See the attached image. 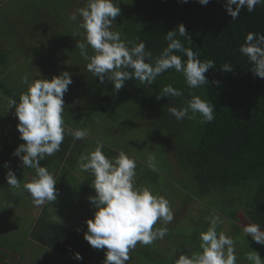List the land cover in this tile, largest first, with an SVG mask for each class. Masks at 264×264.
<instances>
[{
	"label": "trees",
	"instance_id": "obj_1",
	"mask_svg": "<svg viewBox=\"0 0 264 264\" xmlns=\"http://www.w3.org/2000/svg\"><path fill=\"white\" fill-rule=\"evenodd\" d=\"M113 2L121 9V14L116 19L119 21V26L125 27L119 31L125 41L133 43L143 41L146 44V51L150 50L156 57L167 47L168 41L165 35L183 24L188 36L180 37L177 29L176 38L180 39L186 48L198 53L201 61L213 60L215 67L205 73L209 83L196 89L189 88L183 74L177 73L174 69L158 76L150 86L143 85L135 79L126 81L118 92L111 83L106 81L102 84L98 81L96 91L92 92L93 100H88V104L87 101L81 104L90 111L84 122L87 123L96 114L112 113L115 104L117 106L121 103L127 104L128 109L125 108L123 112L128 119L135 118L134 123L130 124L124 120L118 125L130 124L136 126L138 130L142 128L140 123H145L143 125L146 128L140 130L143 134L147 131L149 133L150 130L151 136L164 135L169 159L161 158V161L167 162V167H171L173 171L175 167L182 171L181 179L186 175V178L182 179V184L187 181L189 184L181 186L188 187L190 193H194V198L212 196L228 203L231 208L223 211V215L231 218L235 223L233 224L235 231H231V235L240 238L238 244L241 249L248 248L251 240L241 233L242 229L236 221L241 214H244L251 223H257L264 229V79L251 72L253 65L239 52V48L248 33L264 34V5H257L252 13L245 8L239 17L233 20L225 8L227 0H210L206 6L198 3V0H189L188 3H182L181 0H113ZM3 4L16 12L17 9L22 12L27 8L23 11L27 13L19 16L18 20L15 19L17 23L12 26L11 22L6 20L0 22V44L5 45V47L0 45V71L8 73L13 49L22 51L24 48L27 53L34 54L36 49L39 50L40 44L43 47L47 42L50 46L51 43L58 45V42L51 41L56 34L54 28L58 36L61 34V31H58L61 30L60 27L68 30L63 33L62 39L72 41L71 38L76 36L84 40L85 33L79 26L80 19L73 23H69L68 20L71 16V6L75 4L73 0H0V7ZM235 7L233 5V10ZM46 21L52 23L51 28L45 25ZM26 23L30 24L25 26ZM12 38L15 40L13 41ZM34 39L36 42L40 39L39 44L35 45ZM5 42L13 48L8 50ZM52 51L46 50L45 55L55 59ZM87 51L91 55L90 47ZM175 54L186 61L187 57L182 53ZM52 61L53 59L49 60L46 66L52 68ZM225 63L230 64L234 70L222 71L221 66ZM86 65L84 63L85 67ZM2 76L0 72V77ZM74 79L76 80V77L72 80ZM216 81L220 83L217 84ZM169 84L181 90L183 95L161 97L158 100L157 97L162 95L163 87ZM20 95L19 91L0 81V106L3 97L7 99L8 104L10 98L18 103ZM192 95H198L214 106L213 121L202 123L203 118L199 113L196 114V119L186 117L177 121L169 113V107L186 106ZM97 101L98 105L91 107V103ZM67 111H64L65 123H72L73 109ZM191 115L190 111L189 116ZM80 116L82 117V114ZM66 126L75 129L72 125ZM132 131H135L134 128ZM17 132L13 138L14 147L6 144V154L0 157V179L5 170V163H8L14 172L22 169L21 160L13 155L14 151L25 143L20 139L19 131ZM126 137L127 134H124L123 138ZM87 146L85 140L74 141L70 135H65L61 150L45 158L50 164L51 172L61 170L56 180L61 198L65 195L63 191L65 186H68V191L74 195L75 190L72 188L71 191L69 184L75 185V179L73 180L75 176L69 174L68 170L73 167L71 159L83 154ZM109 149L111 157L118 154L117 150L124 151L120 147L115 148L117 150L112 147ZM104 150L108 149L104 148ZM40 163L42 166V161ZM17 173H15L17 179L20 180ZM154 174L156 173L150 170L149 176H155L152 180L156 178ZM157 174L159 175L158 172ZM68 179L70 181L66 183ZM143 182L144 180H140L142 186H144ZM87 184L91 185V183ZM151 185L156 186L154 182ZM86 187L87 185H83L82 190H86ZM156 193L158 195L159 192ZM95 195L96 193L90 194V196ZM90 196L87 195L88 198ZM12 199L14 200V196ZM238 203L242 208L241 212L233 207ZM60 208L62 209L61 205ZM212 211V207H209L206 217L210 216ZM66 213L71 215L68 211ZM207 223L205 219L204 228L199 230L200 232L207 227ZM45 225L49 226V223H46L44 218H39L30 235L34 241L39 242V245H47L49 251L54 253L40 252L39 258L35 259L36 264H43L44 257H48L45 263L58 264V260L55 262L50 260V257L55 256L56 253L69 260L74 259L76 253H81L82 242L79 238L72 237V243L71 241L63 243V238H70L68 234L65 235L67 231L63 225L53 222L50 223L52 226L50 228L44 227ZM48 229H52L51 232H48ZM10 233L9 225L0 221V264H22L26 256L22 251L24 237L17 239L15 236L11 237ZM254 247H257L255 242L249 249ZM142 255L145 257L144 254ZM240 257L237 264L243 259L242 255Z\"/></svg>",
	"mask_w": 264,
	"mask_h": 264
},
{
	"label": "clouds",
	"instance_id": "obj_2",
	"mask_svg": "<svg viewBox=\"0 0 264 264\" xmlns=\"http://www.w3.org/2000/svg\"><path fill=\"white\" fill-rule=\"evenodd\" d=\"M181 2L188 3L189 0ZM198 3L206 6L210 0H198ZM233 5L236 6L235 10ZM257 5H264V0H227L225 8L234 20L245 8L249 13L254 12ZM120 14L121 9L113 0H86L85 6L70 16L72 21L77 20V15L81 18L79 26L85 35L84 40H79L76 47L88 61L87 71L99 78L102 84L106 81L111 83L116 92L124 87L126 81L132 79L150 86L158 76L170 69L182 73L189 88L196 89L209 83L205 73L215 67V62L201 61L198 53L186 48L176 38L177 29L180 37L187 38L188 33L183 24L165 35L167 47L154 57L150 50L146 51L143 41H125L120 32L111 30ZM88 47L93 50L92 55L88 54ZM177 52L186 56V61L175 54ZM239 52L253 65L251 72L264 79V34L248 33ZM221 70L232 72L234 69L225 63ZM21 82L27 86V90L21 93L18 103L10 98L9 106L15 109L19 121L17 129L20 139L25 143L13 155L19 157L24 168L33 169L35 175L21 184L9 164L5 163L4 167L9 170L6 176L2 174L1 179L5 178L10 188L20 193L27 192L32 204L39 208L46 202L56 201L58 196L54 175L47 167H42L40 162L61 150L65 135H70L74 141H80L86 139L89 132L87 129H72L65 125L64 95L73 83L68 72L53 76L50 80L42 78L30 81L25 76ZM182 95L181 90L169 84L163 87L162 95L157 99ZM168 111L177 121L186 117L196 119L197 113L203 118L202 123L214 119V106L198 95H192L186 106L169 107ZM103 149V142L98 140L95 149L81 154L77 162L80 171L88 172L94 177L91 187L96 193L88 198L96 211L94 218L86 221L84 239L94 249H106L103 264H128L129 253L137 244L148 246L164 239L168 228L154 226L158 222L170 224L174 220V213L165 196L154 194L149 187H137V163L134 158L123 150L110 158L104 154ZM147 166L153 172L159 170L152 156L148 158ZM205 219L209 226L206 231L199 233V247L202 251L194 252L191 256L180 254L174 259V264H237L234 239L223 231H217L218 226L223 223L220 215L213 212ZM242 231L247 238L251 237L257 244L264 245V229L259 224L248 223L242 227ZM34 242L39 246V242ZM56 255L60 254L56 253L55 257ZM245 258L251 264H264V259L254 250L247 253ZM75 259L82 260L81 253H76Z\"/></svg>",
	"mask_w": 264,
	"mask_h": 264
},
{
	"label": "rangeland",
	"instance_id": "obj_3",
	"mask_svg": "<svg viewBox=\"0 0 264 264\" xmlns=\"http://www.w3.org/2000/svg\"><path fill=\"white\" fill-rule=\"evenodd\" d=\"M74 5H72V9H70V14L77 12V9L85 6V0H73ZM79 1V2H78ZM0 7V22L6 20L7 22H11V26L14 25L16 20H18L22 14L27 13L23 12L27 8L23 9L20 12V9H17V12L11 10L10 8L4 6ZM12 16H14L12 18ZM81 19L79 15H77V19ZM16 19V20H15ZM69 23H73L68 18ZM118 19H116L115 23H113L111 30L112 31H120L125 27L119 26ZM3 23V22H2ZM30 23H26L29 25ZM45 24V22H44ZM47 26L52 27V23L46 21ZM74 26H77L74 24ZM55 27V26H54ZM60 27V26H59ZM61 34L58 36L56 28L55 37L51 39V41L58 42V45L51 46L47 44L43 47L40 44L39 50L35 51L34 54H29L25 51L24 48L21 50L15 51L12 50L11 55V64L8 73L4 71H0L3 76L0 77V81H4L9 87L12 89L23 93L27 90V86L22 84L21 80L23 77L27 76L30 81L34 79H51L53 76L59 75L63 72H68L71 75V78H75L76 80H72L73 83L69 85V90L64 95V106L65 110L73 109V119L72 123H65V125L71 126L73 128L87 129L89 135L86 139L87 149L84 150V153L91 152L96 147V142L102 141L104 144V148L108 150H104V154L111 158L110 147L112 149L117 150L115 148H122L126 154H129L131 157H134L137 163L136 167V185L137 187L142 186L140 180H144V187H149L154 194L157 195L156 192H159L158 195L165 196L171 204L172 211L174 213V220L168 224L163 225L162 223H157L154 227H167L168 234L164 237L163 240H157L152 245L141 246L137 244L136 248L133 251H130V260L128 264H174V259L178 257L180 254L191 256L194 252L202 251L199 247V230H202L206 214L209 207H212V213L220 215L223 223H221L217 231H223L227 236L231 237L235 241V249L236 256L239 259V256L242 255V261L239 264H251L245 257L246 254L251 252L252 250L259 253L261 259H264V245L257 244V247L252 248L249 247L252 242L251 238H247L251 240L248 248L242 247L238 244L239 237H233L231 231H235L233 224V220L223 215V211L230 209L231 207L220 198H214L212 196H206L203 198L193 197L194 193H190L189 188H183L181 185L187 186L188 181L185 184H182V179L186 178V175L181 179V173L178 168H174V171L171 167H167L168 164L165 161H161V158L169 159L168 150L165 149L164 144V135H150L149 133L143 134L140 130L144 127L143 124L140 123L142 128L136 129V126L130 125L134 123L135 118H127L125 116L123 110L127 108V104L124 105L121 103L117 106L114 105V110L112 113L106 114H96L93 118L85 123L84 119L90 113L88 107H82V103L92 99V92L96 91L97 87L96 82L99 81V78L92 75V73L88 72L84 63H88L80 54V50L77 49L76 45L80 39L74 36L71 40L62 39V35L64 32H68V30L60 27ZM70 34V33H69ZM38 39V38H37ZM14 41L15 38H12ZM40 41V39H39ZM39 41L36 42L34 39L35 45ZM50 41V42H51ZM82 41V40H81ZM33 42V43H34ZM7 44V42H5ZM0 45L4 46V43ZM7 49L11 50L13 48L12 45H6ZM20 46V43H19ZM56 47V48H55ZM89 48V47H88ZM46 50H53L54 58L46 57ZM15 52V53H14ZM93 54V50L91 49V55ZM53 66L49 68L46 66L49 60H52ZM100 82V81H99ZM91 94V95H90ZM91 96V98H90ZM7 99L3 97L2 104L0 106V157L6 154V144L10 147H14L13 138L15 133L18 131L17 124L19 123L18 118L15 115V109H12L9 105H6ZM74 103V104H73ZM98 105V101L91 103V107ZM82 108H80V107ZM80 108V109H79ZM128 109V108H127ZM80 110V112H78ZM68 112V111H67ZM79 113V114H78ZM67 114V113H66ZM82 114V117L80 116ZM111 115V116H110ZM126 120L127 123L124 125H118V123H123ZM81 121L83 123H81ZM125 123V122H124ZM71 124V125H70ZM79 125V127H78ZM131 126V127H130ZM67 127V126H66ZM134 128L135 131H132ZM18 133V132H17ZM127 134L126 138H123V135ZM164 146V147H163ZM127 148V149H125ZM120 150H117L119 152ZM81 156V155H80ZM79 156V157H80ZM115 156V155H112ZM152 156L155 158V162L158 166V171H156L155 176H149L150 169L147 166L148 158ZM72 157V155H71ZM79 157L71 159L72 166H77V162ZM172 157V156H171ZM48 163V164H47ZM172 164H175L174 159L172 160ZM42 166L47 167L49 172L52 173L55 179H58L59 169L51 172L50 164L47 162V159L42 160ZM79 169V168H78ZM9 169L3 171L4 175ZM12 170V169H11ZM14 171V169H13ZM20 172L19 174L17 172ZM15 173L19 175L20 181L28 182L34 175L35 172L33 169L24 168L22 166L21 170H18ZM159 173V175L157 174ZM90 174V173H89ZM184 175V174H183ZM92 175L88 178H90ZM79 179L83 181H88V178L82 171L79 172ZM93 177V176H92ZM86 178V179H85ZM152 180V182H151ZM69 179L66 180V183H69ZM56 188L58 190L57 202H46L43 206L37 208L32 204L31 197L27 192L20 193L9 187L7 184V180L5 178L0 179V221L9 225V233L10 236H15L17 239L24 237L22 251L26 254L22 264H36L37 260H35L36 256H39L40 252L42 254L45 253H54L49 251L48 247L43 244L37 246V244L32 240V235H30L31 231L34 229L35 223L37 219L41 217H47L48 219L52 218L54 223L61 224L66 228L73 231L75 234L78 229L80 231L81 242H82V251L81 256L82 260L72 259L60 257L61 255H56L50 257L52 262L57 261L58 264H103L105 260V251L97 250L90 246V244L84 239V233L87 231L86 221L91 219V209L96 211L94 207H92L89 203L87 195L90 196L91 191L82 193L83 191H79V184L74 183L69 184V188L72 191V188L75 190L74 195H71L68 191V186L63 188L65 193L64 197L59 196V185L58 181H56ZM154 182L153 186L151 185ZM81 187V185H80ZM226 188V187H225ZM227 190V188H226ZM14 196V200L12 199ZM55 204L51 210H45L47 205ZM57 205H61L62 209H60ZM63 205L65 207H63ZM239 203L237 205H233L236 208V211L241 212L242 208L239 207ZM56 206V207H55ZM88 206L90 209H88ZM65 211V212H64ZM68 211L71 215L66 213ZM94 218V216H92ZM177 217V218H176ZM237 225L242 229L243 226L251 223L248 217L244 214H241L237 221ZM207 227L203 229L206 231L209 224H206ZM241 233L243 231L241 230ZM244 235V234H243ZM245 236V235H244ZM81 244V243H80ZM179 249V251H178ZM145 255V257L142 256ZM49 255V254H48ZM162 256V257H161ZM48 259V257L43 258V264ZM132 260H135L134 262ZM138 260V261H137Z\"/></svg>",
	"mask_w": 264,
	"mask_h": 264
},
{
	"label": "crops",
	"instance_id": "obj_4",
	"mask_svg": "<svg viewBox=\"0 0 264 264\" xmlns=\"http://www.w3.org/2000/svg\"><path fill=\"white\" fill-rule=\"evenodd\" d=\"M6 105H9L8 103H6ZM68 171H70L69 172V174H73L74 176H75V178H73V180L75 179V183H77V184H79L80 183V185H81V187H80V185H79V191L81 190V191H91V193H95V190L91 187V185H89V184H87V183H91L92 181H93V179H94V177L91 179V178H88L89 176H90V174L88 173V172H82V174H84L85 176H86V178H88V181H83V180H80L79 179V172H80V169H78V167L77 166H73L72 168H70V170H68ZM61 173V170L59 169V174ZM85 178V179H86ZM72 179V178H71ZM24 182H26V181H24ZM23 181H21V184H23L24 183ZM83 185H87V187H86V190L85 189H83L82 190V188H83ZM157 186V185H156ZM70 193V192H69ZM83 193V192H82ZM63 197V196H62ZM57 202V200L56 201H54L53 203H56ZM92 207H94L91 203H89ZM55 204H53L52 206L51 205H47L46 206V208L45 209H47V207H48V209L47 210H51V208L54 206ZM59 208H60V205H57ZM51 207V208H50ZM56 207V206H55ZM88 209H90L88 206H86ZM61 209V208H60ZM94 209H95V207H94ZM92 211H91V215L92 216H94V213H95V211H93V209H91ZM96 210V209H95ZM91 216V219H93V217ZM175 217V216H174ZM42 219L44 218V220L46 221V223H49V226H44V227H48V228H50V227H52L51 225H50V223L51 222H53L52 221V218L51 219H48L47 217H41ZM177 218V217H176ZM54 223V222H53ZM56 224V223H55ZM64 228H65V230L67 231L66 232V234L65 235H67L68 237H70V238H68V239H62V241H63V243L64 244H66L68 241H71L70 243H72V237H73V239L74 238H79L80 240H81V236H80V231H76V233L75 234H73L72 232L73 231H71L70 229H68V228H66L65 226H64ZM51 230L52 229H48V232H51ZM83 246V245H82ZM143 256V255H142ZM144 257V256H143ZM162 257V256H161ZM237 258H238V256H237ZM241 257L239 256V259H240ZM237 261H238V259H237ZM139 263H140V260H139ZM139 263H137V264H139ZM239 264V263H238Z\"/></svg>",
	"mask_w": 264,
	"mask_h": 264
}]
</instances>
